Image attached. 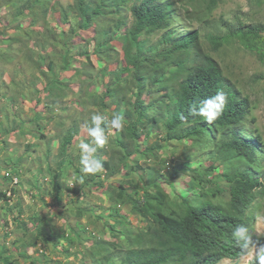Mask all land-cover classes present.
<instances>
[{
    "label": "rangeland",
    "instance_id": "rangeland-1",
    "mask_svg": "<svg viewBox=\"0 0 264 264\" xmlns=\"http://www.w3.org/2000/svg\"><path fill=\"white\" fill-rule=\"evenodd\" d=\"M168 1L171 26L133 39L130 8L137 0H107L88 28L74 0H0V264H120L148 223L113 196L121 187L134 194L140 181L160 185L168 196L165 211L184 198L228 206L224 175L244 162L212 144L166 141L168 118L149 124L158 111L147 106L173 102L185 70L207 56L250 101L241 130L257 143L253 169L264 190V0H218L215 7L210 0ZM194 31L198 39L189 51L167 53L173 40ZM210 35L226 40L220 50ZM137 47L143 57L134 68ZM140 106L145 118L133 138L129 124ZM98 113L109 120L122 115L124 128L107 126L108 143L95 154L110 169L84 174L78 144L90 141L84 124ZM148 147L153 150L143 158L133 154ZM252 213L264 236V193Z\"/></svg>",
    "mask_w": 264,
    "mask_h": 264
},
{
    "label": "trees",
    "instance_id": "trees-1",
    "mask_svg": "<svg viewBox=\"0 0 264 264\" xmlns=\"http://www.w3.org/2000/svg\"><path fill=\"white\" fill-rule=\"evenodd\" d=\"M91 3L93 2L90 0H74V8L82 16L86 28L93 23V18L97 19L96 15L104 14L107 0H100L94 7ZM217 3L218 0H210L212 7ZM130 12L133 24L129 34L133 39H137L143 33L152 34L169 28L174 10L172 2L168 0H137V3L131 6ZM235 33L242 41H249V37L242 30ZM253 34L259 35L258 32ZM197 39L198 33L194 31L180 40H173L167 53L172 55L175 52H187ZM208 42L215 51H218L226 40L210 35ZM142 57L143 51L137 47L134 52L132 51L130 64L135 68ZM185 74L178 84L173 102H162L158 107L147 106L158 111L157 116L149 119V124H156L159 119L168 118L164 121L166 141L197 140L202 145L212 144L217 153L230 154L242 160L244 167L235 168L224 175L230 193L227 207L210 201L193 202L189 198H184L182 205L165 211L168 196L159 184L148 186L140 181L133 185L134 194H129L121 187L113 198L132 205V211L147 222L148 226L138 237V246L128 249L120 264H219L223 260H240L243 258L241 251L231 237V230L239 224L249 228L253 240L258 241L256 245L258 248L264 246V236L256 233V219L252 213L253 204L258 196L264 193L263 182L253 169L258 158L257 143L245 136L241 130L250 111V101L240 95L217 63L208 56L201 64L186 69ZM219 88H223L229 96V103L220 118L209 124L202 117L190 115L191 107L214 95ZM145 109L144 106H140L136 122L129 124L130 135L133 138L137 133V123L145 118ZM181 114L187 119L182 121L179 118ZM152 150L153 147L145 150L136 148L133 154L143 158ZM131 154H125L120 159L121 164L129 161ZM102 163L104 168L110 169L108 162ZM137 167L140 170L143 168L142 165ZM215 169V166H211L210 171ZM84 213L85 211L81 209L80 214ZM111 230L114 231L115 227L111 226ZM38 233L45 235L42 229H39Z\"/></svg>",
    "mask_w": 264,
    "mask_h": 264
},
{
    "label": "clouds",
    "instance_id": "clouds-1",
    "mask_svg": "<svg viewBox=\"0 0 264 264\" xmlns=\"http://www.w3.org/2000/svg\"><path fill=\"white\" fill-rule=\"evenodd\" d=\"M228 103V93L223 88H219L214 95L203 99L199 105L191 107L189 113L192 116L202 117L207 123L211 124L223 115ZM179 118L182 121L187 119L183 114ZM123 121L124 118L120 114H113L109 120L107 116L98 113L93 114L90 121L85 122L84 127L88 137H90V141H81L78 144L82 173L96 174L103 169V163L95 154L99 148H103L108 143L105 128L110 125L111 129L122 131L124 128ZM79 182H83L82 177ZM73 186V184L69 183L70 188ZM231 237L239 247L243 258L250 260L251 264H254V261L257 260L259 264H264V246L257 248L258 241L253 240V236L247 226L244 224L234 226L231 230Z\"/></svg>",
    "mask_w": 264,
    "mask_h": 264
}]
</instances>
